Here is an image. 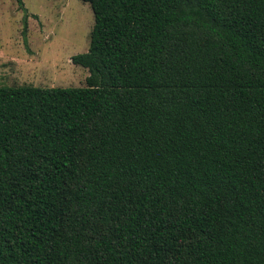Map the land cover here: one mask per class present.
Listing matches in <instances>:
<instances>
[{
  "label": "trees",
  "instance_id": "obj_1",
  "mask_svg": "<svg viewBox=\"0 0 264 264\" xmlns=\"http://www.w3.org/2000/svg\"><path fill=\"white\" fill-rule=\"evenodd\" d=\"M80 1L86 86L0 87V264H264V0Z\"/></svg>",
  "mask_w": 264,
  "mask_h": 264
},
{
  "label": "rangeland",
  "instance_id": "obj_2",
  "mask_svg": "<svg viewBox=\"0 0 264 264\" xmlns=\"http://www.w3.org/2000/svg\"><path fill=\"white\" fill-rule=\"evenodd\" d=\"M0 0V87H85L73 57L90 49L95 16L80 0Z\"/></svg>",
  "mask_w": 264,
  "mask_h": 264
}]
</instances>
